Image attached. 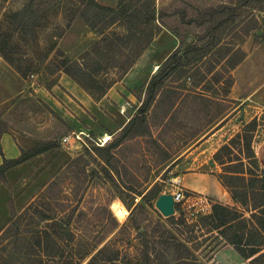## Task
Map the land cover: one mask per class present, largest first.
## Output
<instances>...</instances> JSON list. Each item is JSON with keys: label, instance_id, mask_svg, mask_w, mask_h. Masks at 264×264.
I'll list each match as a JSON object with an SVG mask.
<instances>
[{"label": "rangeland", "instance_id": "374dc122", "mask_svg": "<svg viewBox=\"0 0 264 264\" xmlns=\"http://www.w3.org/2000/svg\"><path fill=\"white\" fill-rule=\"evenodd\" d=\"M98 1L115 6L111 9L117 8V0ZM221 1L227 0H148L150 6L154 5L156 16L159 12L163 15L159 18L160 22L150 24L143 35L135 34L133 21L138 13L134 11L131 12L132 21L126 22L120 18L113 20L111 13L100 11L89 0H0V87L7 84L12 93L9 95L1 89L0 102L13 101L12 116L15 120L37 122L40 133L82 131L95 140L107 132L110 139L101 148L115 144L108 152L98 150L100 147L89 139L85 140L88 147L82 146L78 150L69 152L62 147L60 152L71 157L73 164L59 171L50 191L42 193V190L35 194L34 201L25 203L24 207L30 203L33 206L21 219L20 229L29 227L40 231L43 249L50 245L44 241L46 235L43 232H46L51 236V245L56 243L63 250L56 257L42 256L43 264H88L104 246V252L91 264H145L144 255L148 257V264L248 262L222 237L224 230L215 229L208 220L212 205L216 203L236 208L248 217V213L232 201L230 194L217 185L221 168L213 159L214 154L236 134L219 133L213 138L214 128L220 127V119L234 108L236 102L232 98L242 95L232 91L234 79L230 74L231 66L240 57L241 38L236 34V25L234 27V23L228 21L218 27L216 19L206 21ZM255 2L257 9L248 11L257 19L260 31H263L261 40H264V0ZM140 9H143L140 5L136 6V10ZM236 15H239L236 18L238 21L241 10H237ZM203 19L206 20L202 24ZM86 21L95 28L92 30ZM189 21L191 24L187 25ZM161 23L178 30L183 40L180 50L196 44L210 47L209 54L195 60L198 52H191L190 63L172 74L165 83L160 100L145 115H139L137 110L145 98L146 85L157 71L147 75L135 89L132 104L127 105L125 111L118 110L122 114L121 122H112V130L99 125L94 119L89 126L77 123L75 129H68L62 122L56 124L52 119L57 116L42 103H37L31 90L24 88L25 91L21 92L22 87L31 82L44 87L54 84L58 77L55 71L61 69L65 58L91 68L97 62L108 65V57L113 54L122 63L120 53L133 51L137 39L149 36L156 29L160 32L167 30ZM249 24L254 25V21H249ZM132 36L136 39H130ZM249 36L253 48L259 39L251 31L244 43ZM118 39L128 42L127 49L121 48L123 41L118 42ZM97 41L98 46L95 44ZM175 42L169 33L159 36L151 43L150 62H159ZM223 57L227 59L225 62ZM107 68L110 69L108 77L117 76L115 69ZM174 93L179 96L169 111L165 104L173 99ZM113 110L116 111V107ZM136 116L142 122L137 131L142 133L133 132L130 139L120 142L122 128ZM257 120L251 148L260 174L264 171V112ZM118 126L119 130L114 132ZM208 138H211L209 146H201ZM241 146H231V153H222V158H243ZM106 154L111 156L108 164L103 158ZM61 160L64 157L45 163L37 160L32 165L27 164V170H16L7 181L0 183V264L29 263L20 250L21 243L28 245L30 242L33 245L37 238L32 239L33 234L23 233L25 240L22 241L21 237L14 244L16 238H8V235H2V231L13 214L16 216L22 211L20 205L52 173L50 171L38 178L40 169L56 167ZM243 163L246 164L245 159ZM229 167L232 170L241 169L238 161ZM186 186L195 189L187 190ZM149 191L152 193L144 199L149 200L147 206L138 194L143 196ZM173 193H180L181 200L178 210L171 216L174 220L168 221L170 217H163L154 204L160 195ZM50 196L56 203L48 200ZM117 201L126 206V216L122 220L115 216L112 208L113 204L120 206ZM33 207L37 209L36 214L32 213ZM41 214L53 218L57 226L51 220L42 221L39 218ZM181 214L185 220L182 225L176 222ZM113 219L117 222L115 229ZM249 228L251 225L240 223L227 235L231 237L235 231H248ZM141 234L145 237L142 238ZM251 242L257 243V239ZM142 243H146V248ZM85 251L88 252L86 257L83 256Z\"/></svg>", "mask_w": 264, "mask_h": 264}, {"label": "trees", "instance_id": "16d2710c", "mask_svg": "<svg viewBox=\"0 0 264 264\" xmlns=\"http://www.w3.org/2000/svg\"><path fill=\"white\" fill-rule=\"evenodd\" d=\"M94 7L99 9L100 11H106L111 13L114 17L113 20L117 18L124 19L126 22L132 21L131 19V12L138 13V17L136 16L134 27H135V34H143L147 31V27L150 24H154L156 21H159V18L163 15V12H159L158 16H156L154 5L150 6L148 0H134V2H127L126 0H118L117 8L111 9L106 8L98 3L95 0H89ZM141 6L144 10H136V6ZM255 10L257 9V3L255 0H227L221 1L219 5L213 10L211 14H209L207 20L203 19L201 22L202 24L206 21H211L216 19V24L218 27H221L228 21L234 23V27L236 25V29L238 30L236 34H238L240 40V48L238 49V53H240V57L233 63L231 69L235 68L245 57V53L243 52L241 46L245 41V38L249 35L251 31L254 32V35L258 31H260V27L258 26V21L253 15H249L248 10ZM237 10H241V17L237 21L236 12ZM260 12L261 9L258 8ZM144 14V15H143ZM140 18L142 20H140ZM234 20V21H233ZM237 23L235 24V22ZM249 21H254V25H250ZM88 24V22L86 21ZM200 23V25H202ZM191 21L187 23L190 25ZM167 30H169L172 34H174L177 39L179 40L178 47L159 65L157 69V73L152 77V79L148 82L145 87V98L142 102L141 107L138 108L137 113L139 115H145L154 107V103H157L160 100L161 93L163 92V88L165 83H167L172 74L178 70L185 68L190 63L189 54L192 52H198V59H203L209 54L208 46L199 47L196 44L188 45L185 47L184 50H180L181 45H183L182 37L179 35V32L176 28L170 27L168 25L160 24ZM88 26L93 30L95 26ZM226 27L222 28L220 34H222L223 30ZM261 35L257 38L263 36V31L261 30ZM160 33V29H156L155 32L151 33L149 36H143L142 39H137L135 44V49L130 52H122L120 53V57L122 58L123 62L116 59V55H110L107 60L108 65H101L99 62L95 63L94 66L91 68L84 67L81 65V62H72L68 59H64L61 69H56V73L62 72L66 76H68L73 82H75L93 101L101 100L108 90L112 88V86L120 81L124 75L132 68V66L136 63V61L140 58L143 52L150 46L154 38ZM135 36V35H133ZM130 37V39L135 37ZM136 39V38H135ZM122 42V39H118V42ZM129 41V40H128ZM97 46L99 45V41L95 43ZM111 44V43H110ZM96 46V47H97ZM128 42L121 43L122 49H127ZM108 48H111L108 46ZM114 48H116L114 46ZM112 49V48H111ZM7 60V59H6ZM224 62L227 60L226 57L222 59ZM115 69L118 73L116 77H108L109 68ZM38 71V70H36ZM179 94L174 93L173 99L166 103L165 106L172 109L175 100L178 98ZM141 121L139 117H133L126 125L122 128V134L120 135L119 139L120 142L123 140L130 139L132 137L131 133H142L138 132L141 125ZM258 127V120L256 118L252 119L248 123L244 124L239 132H237L226 144H224L213 156L214 161L220 166L221 172L218 174V179L220 184L227 190L230 194L232 201L238 204L245 213H248V217H245L238 209L230 208L226 206H222L220 204H213L211 208V216L208 217V220L215 226V229L224 230V235L222 237L234 247V249L242 256L245 260H248L245 264H264V171L258 170L257 166V158L256 155L251 148V140L253 133L256 131ZM130 133V134H129ZM243 143V146H241ZM241 146L242 147V156L243 158L235 157H227V159L222 158V153L227 152L228 154L231 153L230 149L231 146ZM49 146L46 144L39 145L35 149L30 151L21 152V155L18 159L13 161H6L3 160V164L0 167V183H3L5 180V173L7 170L15 165L22 164L26 160L33 158L39 154H42L47 150ZM115 144L109 145L107 148L98 150H103L108 152L110 149L114 148ZM104 161L106 164L109 163L111 156L106 154L103 155ZM244 159L246 160V164L243 163ZM239 162V166L241 169L232 170L229 166H234V162ZM74 161L69 160L65 166H70L73 164ZM55 178L48 183L44 188L43 192L50 191L54 186ZM152 191H149L145 195L138 194L141 196V199L146 202L145 204L149 205V200H144L151 194ZM158 196H153L156 198ZM37 198V197H36ZM35 200V199H34ZM33 200V201H34ZM48 200L53 201L56 203L53 196L48 197ZM32 203L28 206L22 208V211L19 212L16 216L13 214L11 217L7 227H5L2 231V235H8V238H16L14 244H17L19 238L27 234H33L32 239H36V242L32 245H24L21 246V251L24 252L26 258H28L29 263L34 262L35 264H43L42 263V256H59L63 253V250L60 249V246L56 243L55 246L51 245V236L50 234L43 232L46 236L45 242L49 243L47 245V249H43L42 240H40V231H34V229H29V227L25 229H20L19 224L21 223V219H23L24 214L27 213V210L31 208ZM178 204H175L174 210L177 211ZM108 210V209H107ZM32 213L36 214L37 209L33 207ZM108 215L111 217L110 211H107ZM42 221H49L53 222L54 226H57V222L46 215H39ZM34 216H31L33 218ZM112 218V217H111ZM19 219V220H18ZM169 220H174L173 217H170ZM14 222V223H13ZM114 228L117 226V222L114 221ZM178 224H184V216L181 214L176 221ZM240 223H245L247 225H251L250 230H238L235 231V234L229 237V234L232 229H234ZM21 226V224H20ZM30 226V225H29ZM23 227V226H22ZM246 231V232H245ZM228 232V233H227ZM38 234V235H37ZM223 234V233H222ZM35 235L37 237H35ZM39 236V237H38ZM141 237H145L144 234H141ZM73 238V237H72ZM68 239V241H71ZM257 239V243L252 244L251 240ZM25 238L22 237V241ZM103 241H98V245ZM255 242V241H254ZM13 244V243H12ZM10 243V245H12ZM144 245L143 248H146V243H142ZM96 249V248H95ZM19 250V251H20ZM105 250V246L101 247L97 253L92 257L91 262L98 259L99 255L103 253ZM83 256L86 257L88 252H83ZM145 264H148L147 256L144 255ZM89 262L88 264H91ZM4 264V263H3Z\"/></svg>", "mask_w": 264, "mask_h": 264}, {"label": "crops", "instance_id": "0c3cea01", "mask_svg": "<svg viewBox=\"0 0 264 264\" xmlns=\"http://www.w3.org/2000/svg\"><path fill=\"white\" fill-rule=\"evenodd\" d=\"M96 2L108 8L115 7L107 6L105 3L99 2L98 0H96ZM164 33L173 35L176 41L168 53L159 62L151 63L148 58L152 47L150 44V48L148 47L143 52L124 77L112 86L106 95L99 101H93L75 82L62 72H58L56 75L58 76L56 82L49 87L31 82L29 85L22 87L21 92L25 91V89L31 90L36 100H38L36 102L39 104L42 103L57 116L56 119H52L56 124L62 122L68 129H75L78 125L77 123H83L89 126L94 119L97 123L99 122V125L112 130V122H121L120 115L122 116V114H120L118 110L125 111L126 106H129L130 103L132 104V93L135 92V89L145 81L147 75L154 74L159 65L178 47L179 40L168 30L160 32L153 42ZM255 37H258L257 34ZM258 39L259 41L253 48L251 36L246 39V42L242 46L245 57L242 62L230 72L234 79L232 91H238L242 93V95L232 98V100L236 102L235 106L220 119L221 125L216 130L214 128L213 138L219 133L239 132L244 124L254 118H260V115L264 112V40H261V37ZM239 88H241V90ZM1 89H3L4 92L7 91L9 95L12 94L11 88L7 84L0 87V91ZM12 103L13 101L7 102V100L5 102H0V167L4 159L6 161L16 160L20 157L22 151L27 152L43 144H47L49 147L42 154L8 170L5 174V180L7 181L8 176L13 174L16 170H22L24 168L27 170L26 165H32L37 162V160H39L38 162L40 163H45L47 160L53 161L60 157H64V160H61L56 167H44L42 170L40 169L41 172L38 171L35 174L34 177L40 172L37 176L39 178L44 174L50 173V171L52 172L48 175L47 179L41 183V187L20 205L19 209L21 210L25 203L31 202L35 196L58 175L59 171L64 168L66 163L71 159V157L64 156L60 150L62 147L69 152L76 150L62 143V139L64 138H69L70 141V137L75 131L71 130L70 133L62 134L40 133L39 124L37 122L31 119L24 121L15 120V117L12 116L14 115L15 104ZM115 107L117 112L113 110ZM119 127L120 126L114 129V132L119 130ZM104 133V135H107V132ZM210 140L208 138L201 146H209L208 142ZM217 185L227 193L219 181H217ZM184 188L191 191L195 189L188 186Z\"/></svg>", "mask_w": 264, "mask_h": 264}, {"label": "built area", "instance_id": "2783aa9c", "mask_svg": "<svg viewBox=\"0 0 264 264\" xmlns=\"http://www.w3.org/2000/svg\"><path fill=\"white\" fill-rule=\"evenodd\" d=\"M105 136L97 138V139H92L88 134L80 131L77 133H72L71 137H70V141L69 138H64L62 139V143L67 144L69 147H73L76 150L82 148V146L88 147L87 143H86V139H89L90 141H92L96 146L101 147L103 146L106 141H105ZM173 200L175 204H178L181 200V194L180 193H173L172 194Z\"/></svg>", "mask_w": 264, "mask_h": 264}, {"label": "water", "instance_id": "95a60500", "mask_svg": "<svg viewBox=\"0 0 264 264\" xmlns=\"http://www.w3.org/2000/svg\"><path fill=\"white\" fill-rule=\"evenodd\" d=\"M256 34L257 36H260L261 32L258 31ZM154 205L155 208L159 211V213L165 218L171 217L175 213L174 210L175 203L171 194L160 195L156 199Z\"/></svg>", "mask_w": 264, "mask_h": 264}, {"label": "bare ground", "instance_id": "6f19581e", "mask_svg": "<svg viewBox=\"0 0 264 264\" xmlns=\"http://www.w3.org/2000/svg\"><path fill=\"white\" fill-rule=\"evenodd\" d=\"M155 70V69H154ZM110 139L109 136H105V141L107 142L108 140ZM112 208H113V211L115 213V216L118 218V219H124L125 216H126V211L124 208H121L119 205L117 204H113L112 205Z\"/></svg>", "mask_w": 264, "mask_h": 264}, {"label": "clouds", "instance_id": "9594fccd", "mask_svg": "<svg viewBox=\"0 0 264 264\" xmlns=\"http://www.w3.org/2000/svg\"><path fill=\"white\" fill-rule=\"evenodd\" d=\"M117 203H119V204H120V207H121V208H125V211H126V206L123 204V202H122V201H117Z\"/></svg>", "mask_w": 264, "mask_h": 264}]
</instances>
